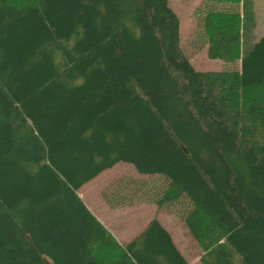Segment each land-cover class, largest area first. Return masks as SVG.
Masks as SVG:
<instances>
[{"label": "trees", "instance_id": "16d2710c", "mask_svg": "<svg viewBox=\"0 0 264 264\" xmlns=\"http://www.w3.org/2000/svg\"><path fill=\"white\" fill-rule=\"evenodd\" d=\"M201 5L233 69L195 70L168 0H0V264H187L157 220L121 245L84 205L118 163L187 201L199 264H264V36L252 0Z\"/></svg>", "mask_w": 264, "mask_h": 264}, {"label": "rangeland", "instance_id": "374dc122", "mask_svg": "<svg viewBox=\"0 0 264 264\" xmlns=\"http://www.w3.org/2000/svg\"><path fill=\"white\" fill-rule=\"evenodd\" d=\"M201 2L202 0H168L169 6L175 12L180 22V48L188 58L190 64L199 72L217 73L233 69L235 65H227L223 61L212 60L207 56V38L203 25L206 10L201 5ZM252 3L256 25L251 32L250 44L256 43L264 36V0H252ZM154 178L140 176L131 165L120 163L116 167L106 170L92 184L98 186L99 189H103L104 187L106 190L114 185L116 180L125 179V182L130 185L131 190H128L126 193L123 192V195L135 197L131 205H136L138 209H142L138 211V209L128 208V211L117 210L114 214L116 216L120 214V218H126L125 212H129L130 215L134 214V227H138L139 229H143L145 222L149 218L159 219L163 225L172 228V232L176 235L178 246H180L183 253L189 259L190 264H199L197 261H199L198 258L202 256L203 251L194 242L189 233H187L183 220L188 212L187 201L183 199L174 205L165 204L161 208H158L157 205L150 201L147 202V198L155 199L161 193L159 187L161 182L154 183ZM142 182L152 187L149 188V192L143 186L140 189L133 186ZM95 193L94 191L92 195L96 196ZM92 206L96 210H100L101 203L98 198L94 199Z\"/></svg>", "mask_w": 264, "mask_h": 264}, {"label": "crops", "instance_id": "0c3cea01", "mask_svg": "<svg viewBox=\"0 0 264 264\" xmlns=\"http://www.w3.org/2000/svg\"><path fill=\"white\" fill-rule=\"evenodd\" d=\"M120 164V163H118ZM118 164L114 165L112 168L116 167ZM126 164V163H125ZM110 168V169H112ZM109 170V169H107ZM106 171V170H105ZM103 171L102 173H104ZM102 173H100L98 176H100ZM97 176V177H98ZM95 177L91 181L87 182L85 185H83L78 191L77 194L80 197V199L83 201L84 205L87 207V209L96 217V219L110 232V234L121 244L126 245L130 242H132L136 237L140 236V234L146 229L148 224L152 220H156V218L148 219L145 222V225L143 226V229H139L138 227H134L135 223L133 221V215H130L129 212H125L126 218H120V214L116 216L114 213L117 212V210L120 211H128V208L132 209H138L136 205L131 206H123V207H117V208H110L107 206L106 202L103 198V193L105 191V188L99 189L98 186H94L92 183L97 178ZM96 192V196L92 195L93 192ZM98 198L101 207H99L100 210H96L92 204L94 202V199ZM131 209V210H132ZM142 209V208H141ZM141 209H138L141 210ZM128 216V217H127ZM157 221L160 223V225L166 229V231L169 233L173 243L177 247L179 253L183 256V258L186 260L187 264H190L189 259L186 257V255L181 250L180 246H178V242L176 239L175 233L172 232V228L167 227L163 225L159 219ZM139 229V230H138ZM187 233L188 229L186 230ZM190 235V234H189ZM191 236V235H190ZM195 242V241H194ZM199 259V258H198ZM197 261V260H196ZM194 261V262H196ZM198 262V261H197ZM199 263V262H198Z\"/></svg>", "mask_w": 264, "mask_h": 264}]
</instances>
